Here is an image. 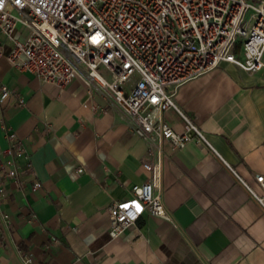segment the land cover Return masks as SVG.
Listing matches in <instances>:
<instances>
[{"label": "crops", "instance_id": "0c3cea01", "mask_svg": "<svg viewBox=\"0 0 264 264\" xmlns=\"http://www.w3.org/2000/svg\"><path fill=\"white\" fill-rule=\"evenodd\" d=\"M25 35L20 26L15 36ZM10 47L0 32V85L16 93L0 103V148L15 134L29 159L16 160L24 186L6 180L0 200V264H264V205L250 190L263 194L264 69L224 62L178 90L177 105L216 152L165 143L170 220L145 212L112 239L110 207L149 178L147 144L99 88L44 83L7 61ZM166 119L183 130L177 111Z\"/></svg>", "mask_w": 264, "mask_h": 264}, {"label": "built area", "instance_id": "2783aa9c", "mask_svg": "<svg viewBox=\"0 0 264 264\" xmlns=\"http://www.w3.org/2000/svg\"><path fill=\"white\" fill-rule=\"evenodd\" d=\"M20 26L27 30L23 40L15 36ZM0 32L11 43L6 59L14 68L58 87L79 79L89 89L99 88L147 144L142 167L149 178L133 187L131 199L110 207L112 239L124 235L145 212L170 220L162 199L165 143L174 151L195 142L216 152L177 105L178 90L224 62L250 73L264 69V2L0 0ZM10 96L15 91L1 84L0 103ZM170 110L184 119L182 131L167 121ZM22 155L29 159L23 142L10 135L9 147L0 148V200L6 180L18 188L25 184L16 168ZM256 180L263 194L250 190L264 205V175Z\"/></svg>", "mask_w": 264, "mask_h": 264}, {"label": "rangeland", "instance_id": "374dc122", "mask_svg": "<svg viewBox=\"0 0 264 264\" xmlns=\"http://www.w3.org/2000/svg\"><path fill=\"white\" fill-rule=\"evenodd\" d=\"M250 15H251V11L247 13L246 19H249L250 18Z\"/></svg>", "mask_w": 264, "mask_h": 264}]
</instances>
